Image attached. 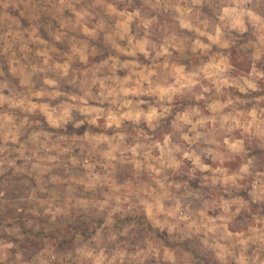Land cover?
Instances as JSON below:
<instances>
[{"label":"clouds","instance_id":"clouds-1","mask_svg":"<svg viewBox=\"0 0 264 264\" xmlns=\"http://www.w3.org/2000/svg\"><path fill=\"white\" fill-rule=\"evenodd\" d=\"M0 264H264V0H0Z\"/></svg>","mask_w":264,"mask_h":264}]
</instances>
